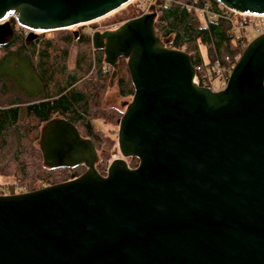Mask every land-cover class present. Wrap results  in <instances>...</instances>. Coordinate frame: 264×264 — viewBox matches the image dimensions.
<instances>
[{
	"label": "water",
	"instance_id": "obj_1",
	"mask_svg": "<svg viewBox=\"0 0 264 264\" xmlns=\"http://www.w3.org/2000/svg\"><path fill=\"white\" fill-rule=\"evenodd\" d=\"M131 1L0 0V45L14 26L33 40ZM212 1L264 16V0ZM148 11L90 36L111 77L125 61L132 86L117 122L121 159L102 176L93 144L71 123L43 124L44 167L85 170L0 195V264H264V33L243 48L224 88L211 92L193 83L189 54L155 36Z\"/></svg>",
	"mask_w": 264,
	"mask_h": 264
},
{
	"label": "trees",
	"instance_id": "obj_2",
	"mask_svg": "<svg viewBox=\"0 0 264 264\" xmlns=\"http://www.w3.org/2000/svg\"><path fill=\"white\" fill-rule=\"evenodd\" d=\"M174 2L160 3L153 25L155 36L166 42V48L184 49L193 67L204 64L198 53V45L206 49V65L219 58L221 49L238 59L243 50L239 44H247L250 37L236 36L223 20L209 21ZM183 2L188 4L189 0ZM208 2L212 11H219L220 7L214 1ZM200 3L198 1L196 6L199 7ZM135 17L132 14L123 19L126 21ZM10 24H13L12 20ZM72 39L70 33L59 34L56 40L41 36L27 40L21 33H14L0 45V177L7 176L6 172L12 166L22 172L30 162L34 163L36 170L31 177L22 174L26 182L17 178V185L1 184L0 195L30 192L68 179L64 169L43 172L40 150L32 148V144L39 140V127L54 117L71 123L81 137L91 141L94 148L99 141L98 130L90 119V106L96 104V96L103 90L106 79L109 82L113 79L112 70L110 72L111 68L103 64L100 56L92 58L90 65L88 54L83 53L78 56L74 69L67 71V47ZM76 41L86 47L90 44L89 38L84 36H79ZM92 66L93 74L86 78L82 87H78L76 84L80 75L88 74ZM115 85L120 97L132 95V86L122 59L118 60L115 69ZM116 116L117 121L121 115L116 112ZM79 128L83 129V134H80ZM136 165L137 160L130 158L127 166L135 168ZM101 166L99 161L95 164L100 175L104 174L103 170L98 171L103 169ZM35 177L39 185L30 187V180Z\"/></svg>",
	"mask_w": 264,
	"mask_h": 264
},
{
	"label": "rangeland",
	"instance_id": "obj_3",
	"mask_svg": "<svg viewBox=\"0 0 264 264\" xmlns=\"http://www.w3.org/2000/svg\"><path fill=\"white\" fill-rule=\"evenodd\" d=\"M151 1V2H150ZM160 1V0H157ZM179 1V0H175ZM183 1V0H182ZM153 0H132L127 5L123 6L122 8L116 10L115 12L102 17L100 19H97L91 23L84 24V25H78L71 28L59 30V31H53V32H47V33H36V37H42L43 39H52L56 40L57 36L62 33H70L76 32V34H79L84 37H88L90 40V36L93 32H103V31H110L117 28L121 23H123L125 20L129 18L130 15H135L136 17L140 16L142 13L147 12V7L150 4V6H154L152 3ZM147 10V11H146ZM124 18V19H123ZM156 18V16H155ZM123 19V20H121ZM229 27V26H228ZM13 34L14 33H21L23 36L22 31L18 27L13 28ZM236 36H239V34L235 33ZM26 38V36H23ZM256 36H252L248 38V42L255 38ZM246 46V44L243 42V46ZM244 46V47H245ZM220 53H225L224 49L220 50ZM88 54V58L90 60V65H92L94 57H101L103 59L102 52H94L91 44H89L88 47H86L83 44H79L74 38L72 39V42L67 47V54H66V60H65V67L67 71H71L74 69V64L76 60L78 59V56L82 54ZM198 53L203 59L204 65L207 63L206 60V49L205 47L198 45ZM87 58V59H88ZM104 64V63H103ZM103 66V65H102ZM107 66V65H106ZM93 66L91 67V71L87 72L88 74L80 75V80L77 82V86L82 87V84L85 82L87 77H90L93 74ZM112 69H110L111 72ZM99 96H96L97 99H95L96 104H92L90 109V119L93 123L94 128H96L97 131V138H99L98 143L95 146L96 150V163L99 161V163L102 165L99 172L102 170L104 171L103 176L106 174V170L110 162H112L115 159H121V156L119 155L118 149H117V122L116 121V112L121 115L124 111V108L121 106L123 102H129L131 96H125L120 97L117 94V87L115 85V75L112 80L106 79L104 82L103 90L99 91ZM94 102V101H93ZM97 105V106H96ZM116 111V112H115ZM42 125L39 127V131L41 129ZM80 129V134H83V129ZM32 148L36 151L38 148V141L34 142L32 144ZM40 153V152H39ZM41 157V156H40ZM130 158L124 159L126 163H128ZM42 170L44 172H48V169L44 167L42 163ZM35 165L33 162L28 163L27 167H25L22 172L21 170H17L14 166L9 168V172H6L8 174L7 176L0 177V187L1 184H16L17 180H22L23 182L26 180H23L22 174L27 177H31L34 173ZM51 170V169H50ZM36 171V170H35ZM23 176V177H24ZM18 178V179H17ZM17 179V180H16ZM37 177L31 178L30 180V187L31 185L38 186L39 181L36 180ZM20 181V182H22ZM28 182V181H27ZM26 184V183H25ZM17 187V186H16Z\"/></svg>",
	"mask_w": 264,
	"mask_h": 264
},
{
	"label": "built area",
	"instance_id": "obj_4",
	"mask_svg": "<svg viewBox=\"0 0 264 264\" xmlns=\"http://www.w3.org/2000/svg\"><path fill=\"white\" fill-rule=\"evenodd\" d=\"M198 1L201 2L199 7L196 6ZM163 2H169V0H153L152 3L154 6L152 7L155 14L160 7V3ZM174 3L182 5L189 12H197L209 21L221 19L230 27L233 33L242 35L244 38L258 36L264 33V16L238 14L218 4L217 5L220 7L219 11L214 12L211 10L208 0H189L188 4L179 0L175 1ZM149 7L150 4L148 5L147 10ZM20 30L22 31L23 36H27V30L21 28ZM244 46L243 42L239 44V47L241 48H244ZM180 51H184V49H180ZM236 60L237 59L235 57L232 58L229 54L221 53L219 58L213 60L209 64H203L202 66L194 67L195 74L193 83L199 87L206 88L211 92H218L222 90Z\"/></svg>",
	"mask_w": 264,
	"mask_h": 264
},
{
	"label": "flooded vegetation",
	"instance_id": "obj_5",
	"mask_svg": "<svg viewBox=\"0 0 264 264\" xmlns=\"http://www.w3.org/2000/svg\"><path fill=\"white\" fill-rule=\"evenodd\" d=\"M15 27V26H14ZM79 36H81V35H79V34H76L75 36H73V38L76 40V39H78L79 38ZM90 44H91V41H90ZM93 49V48H92ZM93 51L94 52H102L101 50H94L93 49ZM118 62V61H117ZM110 68V67H109ZM112 69V68H111ZM112 71H113V69H112ZM112 78H114V77H112ZM79 134V133H78ZM80 136V135H79ZM81 137V136H80ZM83 138V137H82ZM95 152H96V150H95ZM82 168V170L81 171H78L79 169H81ZM56 169H64L65 170V172H67L68 173V179L67 180H69L70 179V177L71 176H79L80 174H82L83 172H84V170H85V168H84V166L83 165H77V166H73V167H60V168H56ZM103 176V175H102ZM66 180V181H67Z\"/></svg>",
	"mask_w": 264,
	"mask_h": 264
},
{
	"label": "bare ground",
	"instance_id": "obj_6",
	"mask_svg": "<svg viewBox=\"0 0 264 264\" xmlns=\"http://www.w3.org/2000/svg\"><path fill=\"white\" fill-rule=\"evenodd\" d=\"M107 16V15H106Z\"/></svg>",
	"mask_w": 264,
	"mask_h": 264
}]
</instances>
